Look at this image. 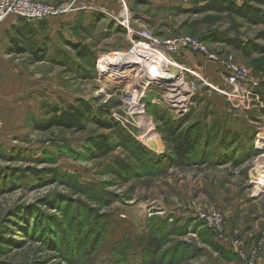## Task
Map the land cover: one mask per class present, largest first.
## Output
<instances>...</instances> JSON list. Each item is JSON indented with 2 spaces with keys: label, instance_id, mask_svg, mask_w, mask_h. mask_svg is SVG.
<instances>
[{
  "label": "rangeland",
  "instance_id": "374dc122",
  "mask_svg": "<svg viewBox=\"0 0 264 264\" xmlns=\"http://www.w3.org/2000/svg\"><path fill=\"white\" fill-rule=\"evenodd\" d=\"M116 1L44 0L72 5L60 19L91 10L88 25L61 23L41 41L16 30L4 36L0 264H245L253 249L255 264H264V119L231 107L216 90L228 88L219 61L191 49L168 53L149 41L195 37L220 61L231 57L258 73L264 24L229 12L182 11L192 7L188 0H118L111 12ZM123 2L128 27L118 22ZM243 42L251 43L248 54L236 47ZM75 43L91 55L78 57ZM137 53L146 64L125 74L99 62ZM153 58L159 73L184 84L181 112L164 85L150 80L144 88ZM80 101L91 106L89 117L117 125L86 118L82 129L49 127L51 106ZM170 128L195 139L182 161ZM244 135L254 138L255 151L232 146ZM100 138L109 151L93 150ZM211 209L222 213L226 235L241 241L244 257L228 245L217 248L197 218ZM151 237L156 246L148 249Z\"/></svg>",
  "mask_w": 264,
  "mask_h": 264
},
{
  "label": "built area",
  "instance_id": "2783aa9c",
  "mask_svg": "<svg viewBox=\"0 0 264 264\" xmlns=\"http://www.w3.org/2000/svg\"><path fill=\"white\" fill-rule=\"evenodd\" d=\"M122 4L124 10L118 17V22L124 27H128L125 3ZM72 10V5H51L42 0H0V25L10 15L27 20L42 21L53 16L70 13ZM149 41L158 44L168 53L191 49L210 60L219 61L222 65L220 75L228 84V88H216V90L227 97L231 107L244 113L255 111L258 119H264V89L261 86L264 76L255 77L249 66L240 61H233L231 57L220 61L215 54L208 52L203 43L195 37L181 36L160 41L149 38ZM197 218L208 227L220 245L224 247L228 245L242 257L245 256L241 241L226 235L225 218L221 212L215 209L202 210L197 213ZM257 255V249H253L249 255L246 254L245 264H255Z\"/></svg>",
  "mask_w": 264,
  "mask_h": 264
},
{
  "label": "trees",
  "instance_id": "16d2710c",
  "mask_svg": "<svg viewBox=\"0 0 264 264\" xmlns=\"http://www.w3.org/2000/svg\"><path fill=\"white\" fill-rule=\"evenodd\" d=\"M188 3L192 6L190 8H182V11L186 12H206L213 11L218 13L229 12L231 14L237 15L249 23L253 24H264V0H188ZM21 19V18H20ZM27 20V19H22ZM27 23V22H26ZM30 24V23H29ZM28 23L23 25L17 31L22 35H26L27 33L33 34V28ZM264 35V32H263ZM250 42H243L240 44H236V47L243 52L248 54L247 47L250 45ZM28 45L32 46V42L30 41ZM74 48L76 55L78 57H89L91 55V51L85 46L80 45L79 43H75L72 45ZM264 50V48H262ZM41 58V56H38ZM253 72L255 70L253 69ZM51 111L54 112V115L50 118L49 127L54 125H60L67 128H75L82 129L83 127V119L93 118L89 117L92 112V108L87 103L80 101L77 105H69V107L57 108L54 105L51 106ZM262 112V111H261ZM254 118L256 117V112L253 111ZM93 120H98L101 123V126L111 129L115 127L117 124L111 121H102L100 118ZM173 134L174 140V151L175 156L179 161L186 159L188 155L194 150L195 139L190 138L187 135L172 132V129H169ZM254 138L249 137L248 135H244L243 137H234V142H232V146H239L244 148L246 145L250 144L253 150L256 148L253 146ZM93 150L97 152H107L111 149L109 142H107V138H100L93 142ZM232 148V147H231ZM255 151V150H254ZM157 239L155 237H151L147 240L146 247L148 249L154 248L156 245ZM218 249L223 250L222 246L216 243Z\"/></svg>",
  "mask_w": 264,
  "mask_h": 264
},
{
  "label": "bare ground",
  "instance_id": "6f19581e",
  "mask_svg": "<svg viewBox=\"0 0 264 264\" xmlns=\"http://www.w3.org/2000/svg\"><path fill=\"white\" fill-rule=\"evenodd\" d=\"M152 53L156 54V51H153ZM144 57L145 55L137 53L136 55H132V56L127 55L119 58H114L110 61L101 59L99 60V62L100 65H102L106 69H109L111 71L116 70L121 72L122 74H125L128 71H132L134 67H137V65L143 67L144 64H146ZM144 68H147L146 70L149 71L148 74L150 76L149 80L146 82V84H144V88L145 85L149 84L150 80L157 81V84L164 85L166 87L164 88L166 90L165 92L166 99H168L171 106L173 105V107L179 109L181 112V108L183 106L182 104L184 102L181 99L182 91L185 89L184 84L181 83L176 77L172 75H168V74L163 75L162 73H159L158 65L154 60V58L151 60V64L145 66ZM143 96H144V92L140 93L139 96L136 98V100H134V103L138 105L140 103L139 97H143ZM258 137H259V143L261 141H264V132H260Z\"/></svg>",
  "mask_w": 264,
  "mask_h": 264
},
{
  "label": "crops",
  "instance_id": "0c3cea01",
  "mask_svg": "<svg viewBox=\"0 0 264 264\" xmlns=\"http://www.w3.org/2000/svg\"><path fill=\"white\" fill-rule=\"evenodd\" d=\"M44 1V0H42ZM116 6L114 7H110L112 10L111 12H113L114 10H117L119 8V1H116ZM94 6L98 7V4H94ZM107 9V8H106ZM108 10V9H107ZM92 11L91 10H86L84 13L78 14V15H69V16H64L62 17V19H60V17H52V18H48L46 20H42V21H38V20H22L17 16H13L10 15L8 16L2 23H1V27H0V48H1V44L2 42H4V36H7L9 33H12V30H18L19 28H21L23 25L25 24H29L31 25V27L33 28V34L34 38L37 41H41L43 38L45 37H49L51 38L52 35L55 31H61V23L63 24H68L72 27H76L77 25V21L83 25V26H87L88 25V17L90 18V13ZM27 22V23H26ZM43 27H49V29L47 31H43L42 28ZM0 56H1V49H0ZM5 59L0 58V71L1 70H6V65H4ZM212 64L211 62H207V65L209 67V65ZM213 65V64H212ZM252 74L255 77H263L264 75H262L264 73V71H257L253 72V68L250 67ZM262 75V76H261ZM261 86L264 89V82L261 84ZM264 113V112H263ZM262 119V118H261Z\"/></svg>",
  "mask_w": 264,
  "mask_h": 264
}]
</instances>
